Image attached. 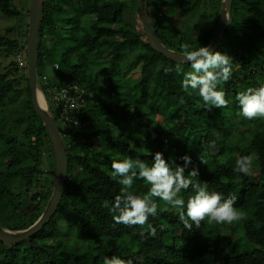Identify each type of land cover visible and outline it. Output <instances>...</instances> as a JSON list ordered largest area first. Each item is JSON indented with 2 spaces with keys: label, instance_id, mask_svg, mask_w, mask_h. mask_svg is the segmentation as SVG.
<instances>
[{
  "label": "trees",
  "instance_id": "1",
  "mask_svg": "<svg viewBox=\"0 0 264 264\" xmlns=\"http://www.w3.org/2000/svg\"><path fill=\"white\" fill-rule=\"evenodd\" d=\"M205 1L172 0L171 6L187 17ZM127 9L135 15L136 0L46 1L39 40V79L47 78L42 88L46 93L78 87L87 94L80 110L68 111L69 126L60 122L69 166L58 213L30 240L16 246L0 242V264H105L113 256L132 264H264V118H244L236 100L247 88L264 86V0H234V25L217 50L232 59L229 80L218 86L228 105L210 110L198 91L182 87L191 65L176 72L177 64L151 49L138 18L139 31L124 26ZM0 12L22 15L15 0H0ZM60 18L65 26L56 22ZM27 40L15 27L0 36V59L11 60L0 64V160L7 166L0 169V213L6 201L9 209L0 219L8 218L1 227L12 231L38 222L55 177L52 144L32 105L28 67L21 70L15 62L19 54L27 61ZM211 41L209 35L190 42L198 49ZM168 67L173 71L166 73ZM158 151L173 168L183 166L180 157L191 156L185 175L197 168L194 183L207 182L209 191L225 199L236 195L234 206L244 218L232 224L205 220L189 231L175 209L153 197L157 215L145 225L117 224L111 203L121 185L112 179V162L131 157L152 166ZM245 155L253 156L251 176L233 170ZM45 178L48 186L41 185ZM150 187L135 179L132 191L144 196ZM180 195L187 201L192 189Z\"/></svg>",
  "mask_w": 264,
  "mask_h": 264
},
{
  "label": "clouds",
  "instance_id": "2",
  "mask_svg": "<svg viewBox=\"0 0 264 264\" xmlns=\"http://www.w3.org/2000/svg\"><path fill=\"white\" fill-rule=\"evenodd\" d=\"M183 49V62L191 65L192 71L185 74L182 87L185 91L191 89L198 91L204 104L210 110L227 107L228 101L225 99V92L218 90L222 82H227L231 74L232 59L227 54L219 51L213 53L211 45L202 46L196 50L189 51V45H181ZM28 67V63H27ZM173 71L171 67L165 69L166 73ZM180 72L179 66L175 69ZM40 82V79H39ZM192 92H188L189 95ZM241 109V114L248 120L264 118V86L259 88L249 87L246 91L240 92L236 96ZM179 102L183 104V97ZM183 166L177 165L173 168L162 152L154 154V163L148 166L143 160L131 157L112 162V179L117 180L121 185L120 194L115 196L111 203V211L117 224L127 226H143L149 217L157 215L158 204L153 197H158L172 209H175L179 218L187 230H192L193 225L199 228L201 222H215L217 224H232L243 219V215L234 206L237 196L230 194L227 199L216 191H209L207 182L194 183L193 177L199 176V169L193 168L186 173L192 159L185 154L180 157ZM202 163H205L202 160ZM236 173L245 176L253 174V156L245 155L236 160L233 169ZM144 180L151 187L147 195L141 196L132 191L134 180ZM192 189L187 201L180 195L182 190ZM104 207H109V201L103 202ZM151 234L155 235V228ZM105 264H132L131 260L125 261L113 256L106 259Z\"/></svg>",
  "mask_w": 264,
  "mask_h": 264
},
{
  "label": "water",
  "instance_id": "3",
  "mask_svg": "<svg viewBox=\"0 0 264 264\" xmlns=\"http://www.w3.org/2000/svg\"><path fill=\"white\" fill-rule=\"evenodd\" d=\"M47 0H33L30 9V24L26 46L27 63H28V81L32 92V105L39 119L42 121L44 128L50 138L52 149L55 157V177L52 196L38 222L31 228L24 231H12L0 227V242L16 246L30 240L34 235L45 228L56 216L57 211L63 201L66 182L68 178V156L67 147L60 133L59 126L52 114L46 95L39 82V58H40V31L43 22L45 4ZM148 0H136L138 15L145 32L148 44L151 49L170 62L180 65H190L183 62V53L170 50L160 39L157 30L147 13ZM233 4L234 0H222L218 21L212 37L211 51L215 53L222 45L226 33L234 25L233 21ZM42 96L44 103L39 99Z\"/></svg>",
  "mask_w": 264,
  "mask_h": 264
},
{
  "label": "rangeland",
  "instance_id": "4",
  "mask_svg": "<svg viewBox=\"0 0 264 264\" xmlns=\"http://www.w3.org/2000/svg\"><path fill=\"white\" fill-rule=\"evenodd\" d=\"M32 2L33 0H15V5L17 9L19 10V12H21L22 14L21 16H18L16 18L5 17L0 12V36L5 35L6 30L8 28L15 27L17 29L18 34L26 35L28 38V33H29V28H30L29 27L30 9H31ZM171 4H172V0H148L147 2L148 17L152 21V24L154 25L155 29L159 31L164 41V44L170 50H173L176 52H178L179 50L183 51L181 47V43L188 44L190 46L189 51L196 50L197 46H194L193 43H191L190 41L195 40V44H199L204 40L205 37L207 36L209 37V35L213 37V33L211 29H214L215 31L216 24H217L218 17H219V15L218 17L216 16V13L218 11L220 12L222 0H206L204 3H202L197 13L192 14L187 17H182L179 12H176L172 8ZM135 18H138L139 21L137 22L141 24L138 11H137V4H136V14L135 15H134V12L129 11L128 9L125 11L124 26H127L132 30L139 31L140 27L138 24H136ZM56 22L60 25V27L65 26V22L61 18L58 19ZM237 29H238V26H237ZM68 35L69 34L66 33V36ZM198 36L199 38L196 39L195 37H198ZM65 46H66V43L60 45L59 48L63 49ZM134 54H136V52H134ZM55 58L57 60V58H59L58 55ZM1 63L4 66H9V64L11 63V60L2 58L0 59V64ZM180 66H185V65H180ZM1 72H2V69L0 68V73ZM22 73L27 74L26 71H23ZM48 74L49 76H52L54 74L52 67H49ZM42 86H44L43 83H42ZM46 95L50 100V106L52 108V111L55 113L56 117H58L55 112L53 102L51 100V94L49 93L48 90H46ZM58 123L61 126L59 121ZM250 126L251 125L249 124V122H246L245 127L243 129L247 131L249 130ZM1 161L2 160H0V169L1 171H5L7 166L3 167L1 165L2 163ZM48 184L49 183L47 182L46 178L41 183V185H47V186ZM32 194L34 193L27 194V198L31 199L33 197ZM7 204H8V201L4 203L3 210L1 211L2 215L9 212ZM26 206L32 207L33 204L30 202H27ZM7 221H8V218L7 219H5L4 217L1 218L0 227L2 226L3 223L6 224ZM67 224H68V221L63 220V223H62L63 228L66 229ZM256 247L258 246L256 245Z\"/></svg>",
  "mask_w": 264,
  "mask_h": 264
},
{
  "label": "built area",
  "instance_id": "5",
  "mask_svg": "<svg viewBox=\"0 0 264 264\" xmlns=\"http://www.w3.org/2000/svg\"><path fill=\"white\" fill-rule=\"evenodd\" d=\"M15 62L18 65V67L23 70L27 67V61L23 54H19L15 58ZM54 69L55 72H59L60 65L57 63V61L54 63ZM47 78H44L43 84L45 85ZM42 83L40 81V85L42 87ZM43 89V88H42ZM44 91V90H43ZM49 93L51 94V100L53 102L55 112L58 117H56L55 113L52 111V108L50 106V100L47 97L45 91V95L47 98V101L49 103L50 109L52 111V114L60 127L59 122H61L65 126H69L68 121L70 120L68 117V111L70 110H80L84 105V99L83 96L87 94L84 89L78 88V87H71L70 91L67 90H56V89H49ZM74 91V94L71 92ZM73 125L75 127H78L79 124L77 122H73Z\"/></svg>",
  "mask_w": 264,
  "mask_h": 264
},
{
  "label": "bare ground",
  "instance_id": "6",
  "mask_svg": "<svg viewBox=\"0 0 264 264\" xmlns=\"http://www.w3.org/2000/svg\"><path fill=\"white\" fill-rule=\"evenodd\" d=\"M39 99H40V102L43 104L44 103V100H43V98H42L41 95H39Z\"/></svg>",
  "mask_w": 264,
  "mask_h": 264
},
{
  "label": "flooded vegetation",
  "instance_id": "7",
  "mask_svg": "<svg viewBox=\"0 0 264 264\" xmlns=\"http://www.w3.org/2000/svg\"><path fill=\"white\" fill-rule=\"evenodd\" d=\"M59 129H60V133H61L62 137H64V136H63V132H62V130H61V127H59Z\"/></svg>",
  "mask_w": 264,
  "mask_h": 264
}]
</instances>
